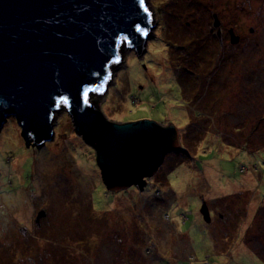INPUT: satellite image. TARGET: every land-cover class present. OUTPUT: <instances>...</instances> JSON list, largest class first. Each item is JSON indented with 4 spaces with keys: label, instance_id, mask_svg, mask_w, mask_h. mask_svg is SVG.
<instances>
[{
    "label": "rangeland",
    "instance_id": "1",
    "mask_svg": "<svg viewBox=\"0 0 264 264\" xmlns=\"http://www.w3.org/2000/svg\"><path fill=\"white\" fill-rule=\"evenodd\" d=\"M147 1L143 54L124 44L107 92L90 101L112 122L171 119L179 148L143 190H112L66 106L40 147L10 118L0 264H264V0Z\"/></svg>",
    "mask_w": 264,
    "mask_h": 264
},
{
    "label": "water",
    "instance_id": "2",
    "mask_svg": "<svg viewBox=\"0 0 264 264\" xmlns=\"http://www.w3.org/2000/svg\"><path fill=\"white\" fill-rule=\"evenodd\" d=\"M151 20L147 0H0V131L14 118L26 145L40 147L54 138L56 114L66 106L75 131L97 148L107 187L143 190L179 148L178 128L109 121L90 94L107 92L124 44L143 54ZM202 214L211 223L208 205ZM46 216L40 210L36 224Z\"/></svg>",
    "mask_w": 264,
    "mask_h": 264
},
{
    "label": "flooded vegetation",
    "instance_id": "3",
    "mask_svg": "<svg viewBox=\"0 0 264 264\" xmlns=\"http://www.w3.org/2000/svg\"><path fill=\"white\" fill-rule=\"evenodd\" d=\"M213 24V23H212ZM227 26H225V24H224V22H223V20H222V18H221V20H220V25H219V27H218V29H221V37H222V39H224V37L226 36V33L228 32L229 33V30H227V28H226ZM217 29V28H216ZM230 29V28H229ZM212 32H214V31H212L211 30V33ZM48 215V214H47ZM47 217V216H46ZM45 217V218H46ZM42 221V220H41ZM38 227H40V226H38ZM34 264H36V263H34Z\"/></svg>",
    "mask_w": 264,
    "mask_h": 264
},
{
    "label": "trees",
    "instance_id": "4",
    "mask_svg": "<svg viewBox=\"0 0 264 264\" xmlns=\"http://www.w3.org/2000/svg\"><path fill=\"white\" fill-rule=\"evenodd\" d=\"M94 104L98 105V103H94ZM207 112H208V110H207ZM192 119H193V116H192ZM195 120H199V119L195 118ZM193 121H194V119H193ZM164 122H167L165 125H169L170 123H172L171 119H167ZM249 136H251V135H249Z\"/></svg>",
    "mask_w": 264,
    "mask_h": 264
},
{
    "label": "snow or ice",
    "instance_id": "5",
    "mask_svg": "<svg viewBox=\"0 0 264 264\" xmlns=\"http://www.w3.org/2000/svg\"><path fill=\"white\" fill-rule=\"evenodd\" d=\"M140 4L143 6L144 5V0H140ZM145 12H148V9L145 7L144 8ZM150 15V14H149ZM87 96V92H85V97Z\"/></svg>",
    "mask_w": 264,
    "mask_h": 264
}]
</instances>
